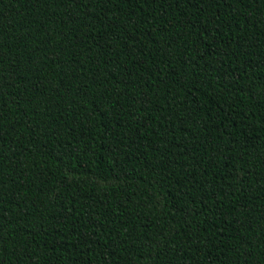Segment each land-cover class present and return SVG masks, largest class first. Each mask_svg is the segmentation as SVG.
<instances>
[{"label":"trees","instance_id":"16d2710c","mask_svg":"<svg viewBox=\"0 0 264 264\" xmlns=\"http://www.w3.org/2000/svg\"><path fill=\"white\" fill-rule=\"evenodd\" d=\"M0 264H264V0H0Z\"/></svg>","mask_w":264,"mask_h":264}]
</instances>
